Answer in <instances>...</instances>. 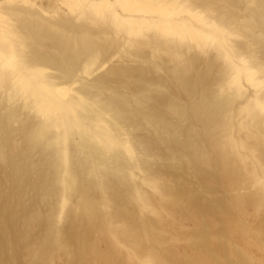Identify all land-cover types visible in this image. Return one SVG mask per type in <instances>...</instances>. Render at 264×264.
<instances>
[{"label":"bare ground","instance_id":"obj_1","mask_svg":"<svg viewBox=\"0 0 264 264\" xmlns=\"http://www.w3.org/2000/svg\"><path fill=\"white\" fill-rule=\"evenodd\" d=\"M0 264H264V0H0Z\"/></svg>","mask_w":264,"mask_h":264},{"label":"rangeland","instance_id":"obj_2","mask_svg":"<svg viewBox=\"0 0 264 264\" xmlns=\"http://www.w3.org/2000/svg\"><path fill=\"white\" fill-rule=\"evenodd\" d=\"M45 2V1H44ZM189 227H191V225L187 224Z\"/></svg>","mask_w":264,"mask_h":264}]
</instances>
